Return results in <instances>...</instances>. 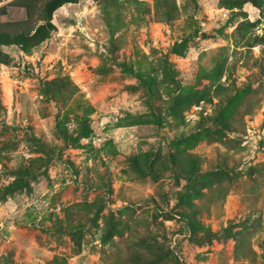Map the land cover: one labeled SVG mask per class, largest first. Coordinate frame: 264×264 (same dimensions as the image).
<instances>
[{"label":"rangeland","instance_id":"374dc122","mask_svg":"<svg viewBox=\"0 0 264 264\" xmlns=\"http://www.w3.org/2000/svg\"><path fill=\"white\" fill-rule=\"evenodd\" d=\"M23 1L0 24L41 22ZM176 2L77 0L0 44V264H264V12Z\"/></svg>","mask_w":264,"mask_h":264},{"label":"trees","instance_id":"16d2710c","mask_svg":"<svg viewBox=\"0 0 264 264\" xmlns=\"http://www.w3.org/2000/svg\"><path fill=\"white\" fill-rule=\"evenodd\" d=\"M21 1L27 7L28 18L25 20V23H29L33 17L34 6H32L31 2ZM74 1L77 0H45L41 6V22L29 28L23 27L22 29H18V26L14 25L16 23L12 22H9L8 25L0 24L4 26V28H0V44H17L24 50H29L30 48L39 45L51 36V33L55 28V24L52 21V16L55 10L66 3ZM245 2H252L255 6L260 8L262 12H264V0H221L223 5L230 8L241 7ZM177 7L176 0H155L156 12L168 19L176 16L178 10ZM203 35L206 36L208 34L204 33ZM193 36H198V32ZM0 59L4 61H11L12 57L10 53L0 49ZM69 79L70 78L67 76H59L54 78L52 83L55 84V87L58 90L69 92L72 90V88L68 87L70 84ZM56 261H58V264L66 263V259L62 256H57Z\"/></svg>","mask_w":264,"mask_h":264}]
</instances>
